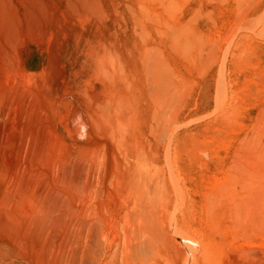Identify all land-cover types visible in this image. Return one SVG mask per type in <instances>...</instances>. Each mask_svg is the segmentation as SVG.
Segmentation results:
<instances>
[{
	"label": "rangeland",
	"instance_id": "374dc122",
	"mask_svg": "<svg viewBox=\"0 0 264 264\" xmlns=\"http://www.w3.org/2000/svg\"><path fill=\"white\" fill-rule=\"evenodd\" d=\"M114 146L193 148L215 178L244 153L264 258V0H0L2 250L84 264V171Z\"/></svg>",
	"mask_w": 264,
	"mask_h": 264
},
{
	"label": "bare ground",
	"instance_id": "6f19581e",
	"mask_svg": "<svg viewBox=\"0 0 264 264\" xmlns=\"http://www.w3.org/2000/svg\"><path fill=\"white\" fill-rule=\"evenodd\" d=\"M115 71L105 73L111 89L119 84ZM154 75L162 80L161 66ZM118 76L123 83L128 79ZM108 152L84 171L81 263L264 264L259 240L263 177L244 153L234 151L230 161L220 162L222 176L215 178L210 173L217 162L203 160L193 148L114 146ZM62 209L54 203L47 214ZM0 264L32 263L0 247Z\"/></svg>",
	"mask_w": 264,
	"mask_h": 264
}]
</instances>
